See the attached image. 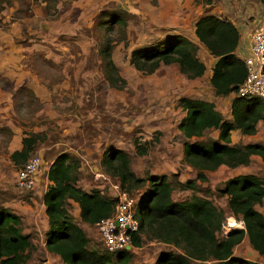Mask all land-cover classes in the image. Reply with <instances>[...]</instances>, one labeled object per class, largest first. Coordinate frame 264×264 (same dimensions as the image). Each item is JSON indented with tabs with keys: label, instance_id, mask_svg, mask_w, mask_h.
I'll return each mask as SVG.
<instances>
[{
	"label": "rangeland",
	"instance_id": "374dc122",
	"mask_svg": "<svg viewBox=\"0 0 264 264\" xmlns=\"http://www.w3.org/2000/svg\"><path fill=\"white\" fill-rule=\"evenodd\" d=\"M161 1L69 0L47 6L34 0H0V206L18 215L22 233L29 235L31 248L25 264H58L60 260L44 245L46 225L41 197L46 180H40L37 189L16 185L20 166L10 161L9 154L20 148L24 135L46 133L31 150V155L43 160L37 178H44L51 159L66 152L79 160L76 181L87 192L101 186L108 192L100 179L93 178V172L102 171L100 159L109 148L119 150V159L126 160L137 177L165 175L173 182L177 177L187 179L193 171L181 157L184 137L176 127L182 115L177 102L180 97L206 96L208 83L202 76L186 78L174 63L142 74L129 63L130 50L177 34L188 39L195 47L189 50L196 53L194 24L201 16L230 18L235 13L249 12L254 2ZM117 8L128 12L127 44L117 43L111 54L118 75L125 81L122 89L108 86L97 51L106 34L115 36L106 26H98L100 12ZM258 10L241 19L240 29H245L250 41L259 29L254 18H263L260 25H264V8ZM155 132L157 141L146 154L137 155L134 140L153 142ZM211 135V131L206 132V137ZM259 136L264 142V133ZM222 171H211L207 185L224 179ZM249 171L264 178V169L261 172L254 162ZM147 190L148 183L144 182L131 196L138 200ZM190 195L189 191L174 189L171 197L179 201ZM210 199L224 213L223 233L243 227L230 213L225 197L211 195ZM254 208L264 217V199ZM67 211L88 237L87 247L105 251L94 226L80 221L74 202H68ZM164 248L142 235L139 246L129 250L130 258L124 264H152ZM107 253L114 264H123L115 261V252Z\"/></svg>",
	"mask_w": 264,
	"mask_h": 264
},
{
	"label": "trees",
	"instance_id": "16d2710c",
	"mask_svg": "<svg viewBox=\"0 0 264 264\" xmlns=\"http://www.w3.org/2000/svg\"><path fill=\"white\" fill-rule=\"evenodd\" d=\"M47 6L58 1L34 0ZM210 4L214 0H200ZM98 26H106L115 36L106 34L97 49L101 71L108 86L122 89L125 81L118 75L111 54L117 43L127 44L126 25L128 12L121 8L102 10ZM194 35L209 54L216 58L209 84L216 96L234 93L245 77L241 59L233 51L239 35L235 26L213 15L201 16L194 24ZM194 45L185 37L170 34L153 43L130 50L128 61L142 74H151L160 66L176 64L188 79L200 77L203 63L197 58ZM177 105L183 115L176 124L184 137L181 145L182 160L195 171V177L183 182L169 181L165 175L137 177L126 160L118 157L119 150L106 149L100 159L102 171L115 177L128 194L148 183L145 196L134 207L138 220V235H133L132 244L138 247L141 236L167 244L180 251H160L152 264H191L196 260L205 264H260L232 255V248L246 236L251 248L264 258V217L254 208L264 198V178L253 174H238L213 186L202 188L206 182L205 171H214L218 166L229 168L246 166L250 156L256 155L264 166V144L247 143L229 145L230 131L252 135L260 121L264 127V101L257 97L234 95L230 102V120L222 115L210 101L200 98L180 97ZM207 129L218 131L216 138L202 137ZM153 142L134 140L137 155H144ZM46 133L31 132L20 140V148L9 154L14 165H22L31 156L35 145L45 139ZM79 160L66 152L56 155L46 171L48 184L42 196L47 229L44 245L47 252L58 256V264H114L106 251L98 252L87 247L88 237L72 221L67 211L68 202L78 207L81 222L94 224L112 211V201L98 190L84 191L76 185ZM175 175V174H173ZM177 179V178H176ZM174 189L188 190L191 195L182 201L171 198ZM201 193L202 196L197 195ZM225 197L230 213L242 223V228H233L222 234L224 213L213 204L210 196ZM21 221L11 209L0 206V264H25L31 248L29 235L22 233ZM130 258L127 250L115 252V261L126 263Z\"/></svg>",
	"mask_w": 264,
	"mask_h": 264
},
{
	"label": "built area",
	"instance_id": "2783aa9c",
	"mask_svg": "<svg viewBox=\"0 0 264 264\" xmlns=\"http://www.w3.org/2000/svg\"><path fill=\"white\" fill-rule=\"evenodd\" d=\"M241 60L245 77L237 87L235 95L257 97L264 101V25L251 35L249 52ZM42 164L43 160L39 155H31L16 171V185L23 189H33ZM111 177L98 169L93 172V178L100 179L108 192H104L103 186L97 190L112 201L110 215L100 218L93 226L106 252L129 251L134 248L133 235H138V220L134 215L137 200L121 188L116 178Z\"/></svg>",
	"mask_w": 264,
	"mask_h": 264
},
{
	"label": "crops",
	"instance_id": "0c3cea01",
	"mask_svg": "<svg viewBox=\"0 0 264 264\" xmlns=\"http://www.w3.org/2000/svg\"><path fill=\"white\" fill-rule=\"evenodd\" d=\"M157 1L159 3L162 2L161 0H157ZM255 7L256 6L253 4L251 11H249V12L246 11L243 14L235 13V15L233 17H230V18H227L225 16H220V15L217 16L218 18L226 19L228 22L233 23L234 26H236V28H238L237 31H238L239 39H238L237 45H236L233 53L239 59H242L245 55L248 54L249 48H250V43H251L250 36L248 35L247 32H245V29H243V30L240 29L242 27V24H243L241 19H245V17H248L250 15V13H253L256 10ZM237 24L239 25V27H238ZM192 41L195 43V45L197 47L196 50H195V52H196L195 54H196L197 58L203 63V65L205 67L204 71H203V74L201 76L203 77V81H206L208 83V85H209L207 87L208 92H207L206 96H202V97H198V98L212 102L214 104L215 109L222 115L223 120H227L228 121V120L231 119V116H230V102H231V100H232V98L234 97L235 94L231 92V93H228L225 96H216V95H214L213 90H212V88H211V86L209 84V78L211 76V68H212L216 58L211 56L209 54V52L205 49V47L196 38H195V40H192ZM225 100H227V102H224ZM215 103L219 104V106H217ZM182 115H183V113H182ZM182 115H181V117H182ZM207 131H211L212 135L209 136L210 138H216L217 137L218 131L215 130V129H207V130H205L203 132L202 137H206V132ZM209 133L210 132H208V134ZM261 133H264V127H263V125H262V123L260 121H258L256 123V125H255V133L252 134V135L241 134L238 130L230 131V134H229V145H238V144H247V143H261V144H264V142H262V140H261V137L259 136ZM52 160L53 159H51L49 161L46 169L48 168V166L50 165ZM253 162L258 167H260V171L262 172L263 169H264V166H263L260 158L258 156H256V155H252V156H250V162L246 166H237V167H234V168H229V167H227L225 165L218 166L214 171L217 172V170H223L222 172L225 173L224 179L221 178V179H219L217 181H213L214 183L211 186L207 185L208 182H210L209 175L211 174V171H205L204 174H205V177H206L207 180H206V182L200 183V186L202 188L208 187L211 191H213V186L216 183H218L220 181H223V180H225V179H227L229 177H232V176H235V175H238V174H253V175H257V173H251V171H249L250 167L253 164ZM186 165H188V164H186ZM187 167H188V169H190L191 166L188 165ZM214 171H212V172H214ZM195 173H196V171L193 169V171L191 172V174H189L187 179L194 178L195 177ZM43 175H44V178H40V179L37 178V176H36V181H35V185H34L33 189L34 188L37 189V187L40 184L39 183L40 180L43 181V179H44V180H46L44 182V184L45 183L48 184V181L46 179V172ZM185 180H186L185 178L182 179V178H178L177 177V181H179V182H183ZM47 184H45V185L47 186ZM46 186H45V190H46ZM45 190L43 191V193L45 192ZM173 191H172V193H173ZM184 191H188V190H184ZM172 193H171V196H172ZM197 195L202 196L201 193H197ZM42 196H43V194H42ZM41 200H42V197H41ZM179 201H182V200H179ZM44 215H45V212H44ZM43 223L46 225V229H47L46 215H45V221ZM227 233L228 232H226V233L222 232V234H227ZM157 243L161 244L163 247H166V248H164V249H162L160 251L170 249V250H172L174 252L180 253V251L178 249L173 248L170 245L163 244V243H160V242H157ZM232 255L236 256V257L246 258V259L258 262L260 264H262L261 261L264 259L256 251H254L251 248V246L248 243V240H247L246 236L243 237V239L241 240V242L239 244L235 245L232 248ZM191 264H205V263L193 260V261H191Z\"/></svg>",
	"mask_w": 264,
	"mask_h": 264
},
{
	"label": "water",
	"instance_id": "95a60500",
	"mask_svg": "<svg viewBox=\"0 0 264 264\" xmlns=\"http://www.w3.org/2000/svg\"><path fill=\"white\" fill-rule=\"evenodd\" d=\"M253 2H254V4H255V8H256V10L253 12V13H250V16L251 15H253L256 11H259L258 9H260L261 10V8H264V0H253ZM250 9V11H251V9L252 8H249ZM255 19V21H254V24L255 25H259V27L258 28H260L261 27V22H262V19L263 18H261V17H257V18H254ZM257 28V29H258Z\"/></svg>",
	"mask_w": 264,
	"mask_h": 264
}]
</instances>
